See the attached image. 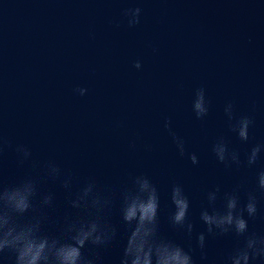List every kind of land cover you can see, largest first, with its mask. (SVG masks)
Here are the masks:
<instances>
[{
    "label": "clouds",
    "instance_id": "9594fccd",
    "mask_svg": "<svg viewBox=\"0 0 264 264\" xmlns=\"http://www.w3.org/2000/svg\"><path fill=\"white\" fill-rule=\"evenodd\" d=\"M141 11L139 7L125 10L130 27L139 24ZM141 66L139 60L134 63L137 69ZM75 91L84 96L87 89ZM192 111L197 119L208 115L209 102L204 88L196 89ZM224 112L230 130L240 141L247 142L252 119L248 116L236 118L231 103L225 106ZM164 126L180 154L184 155L183 139L171 130L170 121H165ZM5 144L0 135V175ZM15 152L20 164L32 155L24 145H17ZM212 152L226 167L241 164L239 152L231 150L223 137L213 144ZM262 152L264 144L254 145L247 154V165H255ZM189 159L194 165L199 162L194 153ZM46 172L52 179H61V169L54 163L46 165ZM71 184V177L61 179L62 187L70 194L68 206L75 214H66L59 222V230L50 233L45 230V224L50 221L44 209L54 207V194H40L36 180L31 177L13 186H5L0 180V261H10V264H100V250L111 245L117 237V227L107 219L117 203L110 189L102 190L93 180L87 181L75 193H72ZM256 185L264 193V170L258 172ZM238 191L237 188L223 193L220 208L216 206L221 198L219 186L206 194L208 206L200 212L205 231L195 236L201 261L208 260V237L232 235L238 243L223 259V264H264V235L249 231V219H254L259 211L257 195L249 192L246 202L241 203ZM37 197L39 207L34 204ZM170 201L168 220L171 227L191 239L195 226L189 220V198L180 184L172 186ZM118 204L120 219L127 232L119 264H196L193 248L186 250L160 234V194L146 175L131 177L130 185L120 190Z\"/></svg>",
    "mask_w": 264,
    "mask_h": 264
}]
</instances>
